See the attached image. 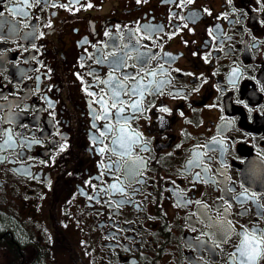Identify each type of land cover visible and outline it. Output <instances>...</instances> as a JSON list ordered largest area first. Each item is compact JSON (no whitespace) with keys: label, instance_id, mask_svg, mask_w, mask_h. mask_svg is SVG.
Listing matches in <instances>:
<instances>
[{"label":"flooded vegetation","instance_id":"af4514ba","mask_svg":"<svg viewBox=\"0 0 264 264\" xmlns=\"http://www.w3.org/2000/svg\"><path fill=\"white\" fill-rule=\"evenodd\" d=\"M0 13V264H240L264 230V0Z\"/></svg>","mask_w":264,"mask_h":264},{"label":"snow or ice","instance_id":"6c2138e0","mask_svg":"<svg viewBox=\"0 0 264 264\" xmlns=\"http://www.w3.org/2000/svg\"><path fill=\"white\" fill-rule=\"evenodd\" d=\"M12 12H17L19 11L18 9H12ZM21 15H25L24 13H20ZM0 15H3V13H0ZM150 75L155 76V73H151ZM129 76H125L124 79L127 80L129 79ZM115 78H111L109 79L108 82H106L111 91H110V99H111V107L112 108H116L117 109V115H118V123L120 122V119H123L124 122H127V118L124 117H120V114L124 113L125 109L122 106L118 105H123L125 102L120 100V95H121V90L125 89L124 84L120 83L119 81H117L115 83V85L113 86L112 81ZM143 92H144V86L142 83L138 82V87L137 86H133L131 89V93L133 95L139 94V96L142 98L143 97ZM89 95H94L93 93H89ZM97 103H100L102 108L104 109V116L101 117L102 119L108 120L111 113L109 111V105L108 102L105 101L103 99V97H101L98 101H96ZM130 107L133 109V111H139L140 109V100H137L135 102H133ZM106 128L108 129L109 132L112 131V126L111 124L106 125ZM119 131L123 134L125 132V129L123 127H121L119 129ZM101 135H105L104 132H101ZM125 144L123 143V135H121L120 137L116 138L113 140V152H116L118 148H124ZM105 149H100L101 152H103ZM128 154L127 151L125 153H122V155H126ZM114 190L116 191H123V189L118 188L117 185H112L111 186ZM260 215L262 217H264V213H260ZM242 241H241V245L238 248V252H239V256L242 258L240 260V264H256L257 260L259 259V257L264 254V230H253L252 232H247L245 231L242 234ZM217 246H219L217 244Z\"/></svg>","mask_w":264,"mask_h":264}]
</instances>
